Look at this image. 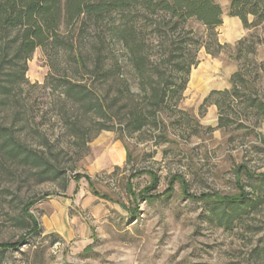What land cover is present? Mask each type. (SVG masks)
Masks as SVG:
<instances>
[{
    "label": "rangeland",
    "instance_id": "obj_1",
    "mask_svg": "<svg viewBox=\"0 0 264 264\" xmlns=\"http://www.w3.org/2000/svg\"><path fill=\"white\" fill-rule=\"evenodd\" d=\"M213 1L222 10L216 33L223 49L216 56L198 52L178 112L162 114L160 132L123 138L118 131L96 133L101 119L64 106L47 84L50 75L62 76L68 68L66 58L35 50L20 110L59 152L69 183L63 191L61 181L39 184L13 168L0 177V242L25 234L13 219L29 201L36 202L29 213L40 227L27 245L7 252L4 264H264V204L223 230L207 201L242 190L253 197L264 176V117L245 103L249 97L264 103V22L245 29L228 15L231 0ZM190 27L201 35L200 25ZM96 41L92 33L84 36V52L93 54ZM114 50L122 56L118 46ZM236 73L237 94L215 95L220 109L201 108L210 92L230 91ZM72 123L89 128L85 146ZM28 141L35 146L36 135Z\"/></svg>",
    "mask_w": 264,
    "mask_h": 264
},
{
    "label": "trees",
    "instance_id": "obj_2",
    "mask_svg": "<svg viewBox=\"0 0 264 264\" xmlns=\"http://www.w3.org/2000/svg\"><path fill=\"white\" fill-rule=\"evenodd\" d=\"M228 15L245 29L258 27L264 22V0H231ZM221 17L213 0H0V177L13 168L27 171L39 184L61 181L63 191L69 183L59 152L32 130L20 110L22 86L28 85L27 62L35 50L66 58L68 68L62 76L47 80L64 106L68 103L101 119L96 133L118 131L122 138L132 137L145 130L160 132L165 126L162 114L178 112L191 70L198 65V52L204 49L216 56L223 49L216 33ZM192 22L202 27L201 35L190 27ZM91 33L97 39L93 54L85 53L82 43ZM115 46L122 56L115 54ZM70 74L86 75L88 80L76 81ZM237 80L238 73L231 78L230 91L210 92L201 108L213 104L220 109L213 97L236 95ZM245 103L264 117V103L251 97ZM75 124L70 129L85 146L90 130ZM223 124L220 119L219 127ZM34 134L35 146L28 141ZM130 161L127 150L125 164ZM259 180L253 197L242 190L237 197L207 200L218 228L231 230L264 204V176ZM35 203L27 202L13 219L25 234L0 242V264L8 251L27 245L28 237L40 232L29 213Z\"/></svg>",
    "mask_w": 264,
    "mask_h": 264
},
{
    "label": "bare ground",
    "instance_id": "obj_3",
    "mask_svg": "<svg viewBox=\"0 0 264 264\" xmlns=\"http://www.w3.org/2000/svg\"><path fill=\"white\" fill-rule=\"evenodd\" d=\"M197 74H198V73H197ZM197 74H196V75H197ZM196 75H195V79H196ZM202 75H203V74H202ZM197 81H198L199 84L202 83V81H201L200 79H198ZM202 85H203V83H202ZM204 86H205V85H204ZM114 153H115V152H114Z\"/></svg>",
    "mask_w": 264,
    "mask_h": 264
}]
</instances>
